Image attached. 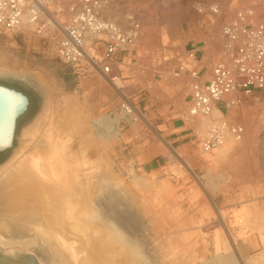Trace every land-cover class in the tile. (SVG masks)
Here are the masks:
<instances>
[{
	"label": "rangeland",
	"instance_id": "obj_1",
	"mask_svg": "<svg viewBox=\"0 0 264 264\" xmlns=\"http://www.w3.org/2000/svg\"><path fill=\"white\" fill-rule=\"evenodd\" d=\"M196 1H139L143 32L132 53L133 61L126 62L119 71L114 69L120 77L116 88V81L98 74L75 73L73 68L54 59L50 50L36 39L29 40V44L20 35L0 32V59L17 70L9 75L0 74V81L30 95V106L18 120L14 153L21 147L23 130L37 120L47 105L50 110L44 124L28 138L29 144L25 142L21 151L28 163L32 164V151H48L47 129H51L48 145L59 138L71 144L82 133L81 139H101L95 152L89 151L87 139L83 144L77 141L73 150L83 153L87 148L84 156L112 177L113 194L99 193L95 203L97 216L91 219L94 222L89 215L87 218L90 208H86L83 219H74L77 223L72 219L70 223L81 229L82 225L90 227L95 223V227H90L94 232L102 233L107 227L106 231L111 230L116 237L119 234L115 229L122 223L119 220L126 219L128 223L120 227L129 250L118 246L119 252L129 259L127 264H219L220 257L230 256L235 264H264V133L260 134L264 132V93L246 98L233 113L234 121L245 127L244 138L240 142L228 141L230 146L226 142L224 148L229 149L221 153H201L200 144L207 128L203 124L204 128L199 127L196 134L195 120H182L185 131L176 142L173 139L177 135H166L165 128L160 126L166 118L171 122L181 116L173 109L184 104L187 84L181 79L189 81V76L176 77L175 73L185 45L201 43L207 36L208 27L202 26L197 21L199 16L193 13ZM224 1L230 9L253 3L257 18L264 20V0H241L243 4ZM189 16L192 19L186 21ZM214 43L217 45L215 36ZM125 97L140 117L125 112ZM163 110H167V115L161 113ZM72 111L78 114L79 122L68 128L67 115ZM109 120L113 121L114 134L108 135L104 125ZM65 127L68 129L64 130ZM161 143H168L170 150ZM80 144L85 145L80 149ZM106 144L108 147H104ZM88 228H84V233L91 235ZM40 262L44 264L42 259Z\"/></svg>",
	"mask_w": 264,
	"mask_h": 264
},
{
	"label": "built area",
	"instance_id": "obj_2",
	"mask_svg": "<svg viewBox=\"0 0 264 264\" xmlns=\"http://www.w3.org/2000/svg\"><path fill=\"white\" fill-rule=\"evenodd\" d=\"M139 1L0 0V32L20 35L24 43L40 41L54 59L80 76L98 74L116 81L120 77L114 69L119 71L133 61L132 53L143 32ZM224 2H194L193 13L208 27L207 36L201 43L185 45L175 73L176 77L189 76L185 120L196 121V134L199 127L206 126L200 144L204 154L227 141L243 140L245 127L234 121L233 113L246 98L264 93V20L257 18L253 3L230 9ZM204 55L212 59L208 72L194 66ZM122 108L133 113L125 104Z\"/></svg>",
	"mask_w": 264,
	"mask_h": 264
},
{
	"label": "bare ground",
	"instance_id": "obj_3",
	"mask_svg": "<svg viewBox=\"0 0 264 264\" xmlns=\"http://www.w3.org/2000/svg\"><path fill=\"white\" fill-rule=\"evenodd\" d=\"M183 29H185V27ZM186 38H188L187 35ZM13 70H16L15 67H9L3 59H0V74L9 75L15 72ZM114 83L115 84L113 85V87L115 86L116 88V85L120 84V79L116 80V82ZM124 101V104L128 108V110L130 112H134V114L140 117L138 110L130 103V101L126 99V97ZM49 110L50 106L47 105L44 109V112H42V114L38 116L37 120L34 121V123L28 126L25 130H23V140L21 143V147L15 153L16 159L13 165L11 166L10 170L0 173L1 241L10 246H18L19 248H21L20 250L25 249L29 252L31 251L30 248H32L33 246H37L38 248H41L45 254L49 255V264H127V261H129V259L127 257H124L122 252H119L121 251V249H119V246H123L124 248L128 249L126 245L127 243L124 240V230L122 231L120 227L121 225L128 223L126 222L127 220H119L123 224L120 223L121 225L117 226V229H115L119 234L116 237L112 235V233L110 232L111 230H107L111 233V235L106 231L107 227L105 228V230L103 228L101 229H103L104 232L106 231L108 234L106 232L104 233L103 231L102 233L94 232V230H92L90 227L95 223L93 224L89 222L92 217L94 218L97 216L95 203L98 197H100L99 193L101 192V194H103L104 192H109V196H112L114 189L112 187L114 181L109 174L102 171L99 167L97 168L95 166L96 163H94V160L90 161L86 154L84 156L83 153L85 152V150H87L86 147V149L83 150V153H80L79 151L78 153L73 150L74 145L76 146L78 142H82L83 144L84 139H87L89 143L87 145L89 146H86L89 148V151L91 153L93 151L95 152V150L98 149V146L101 145L99 143L101 139L97 140L95 137L88 138L86 136V138L81 139L80 136L83 135L82 133V135L80 136L76 134L78 137L75 136L71 144H67V142L65 143V140L59 138L60 140L56 139L57 141H53L48 145L47 138L49 132H51V129H47V131L45 132V142L48 146V151L47 149H36L32 151V164L28 163L24 158H22L21 151L24 148V143L29 140V137H32L33 134H35L41 128V126L44 124L43 121L47 116ZM215 113L217 114L218 112ZM69 114L67 115L68 119L66 123L68 124V128L71 124H76L79 122L78 114L76 113V111H72ZM118 120L119 117L115 122L117 123ZM56 126L55 130L58 129V125ZM104 126H106V133H108V135L110 133L114 134L113 121L109 120V122H106ZM65 129L66 127L64 128V130ZM60 131L61 130H59V132ZM79 133H81V130L79 131ZM262 133L264 132L262 131L260 134ZM50 137L51 136L49 134V139ZM103 142L105 143V141ZM230 142L227 141V146H230L228 145L230 144ZM27 144H29V142ZM82 144L78 145L80 146V149ZM104 147H108V145ZM165 147L167 150H170L168 143H165V146L163 148ZM224 149L227 148H224L223 145L216 150L221 153ZM172 156L175 158L174 154ZM185 166L188 169L190 168L188 165ZM86 208H90V213L86 210ZM86 213L87 218H89V216L91 217L88 220L89 223L87 222L88 224L91 223L90 227L89 225H82L83 228L81 229L77 228L76 224L70 223L72 219H83ZM73 220L72 222L77 223L76 220ZM80 222L81 221H79V223ZM79 223L77 225H80ZM82 223L85 222L82 221ZM71 226H76V229H73V227ZM84 228H88L86 230L88 232L89 230L92 231V234L90 235L87 232L85 234ZM71 229H73V231ZM156 229L160 230L159 224H156ZM95 231H97L96 228ZM75 238L78 239L77 241L79 243L74 240ZM71 239L73 240V242ZM74 241L77 245H74ZM80 254L82 255L79 256ZM132 255L134 256L135 253L133 252ZM129 256L130 255H128V257ZM19 258L21 259V257L14 255L13 260H20ZM134 258H136V256ZM219 260L221 261V263L219 264H235L234 259L231 256L223 258L220 257Z\"/></svg>",
	"mask_w": 264,
	"mask_h": 264
},
{
	"label": "water",
	"instance_id": "obj_4",
	"mask_svg": "<svg viewBox=\"0 0 264 264\" xmlns=\"http://www.w3.org/2000/svg\"><path fill=\"white\" fill-rule=\"evenodd\" d=\"M30 106L29 97L21 91L0 84V152H6L5 159L0 163V173L10 170L16 155L13 147L16 139L18 120ZM7 248H11L7 250ZM5 244L0 239V264H49V255L41 248L33 246L32 253ZM19 256L20 260H13Z\"/></svg>",
	"mask_w": 264,
	"mask_h": 264
},
{
	"label": "crops",
	"instance_id": "obj_5",
	"mask_svg": "<svg viewBox=\"0 0 264 264\" xmlns=\"http://www.w3.org/2000/svg\"><path fill=\"white\" fill-rule=\"evenodd\" d=\"M211 63H212V59L211 58H208V56H205L204 55V57H202L199 61H197L196 63H194L195 64L194 66H196L197 69H199L200 71L203 70V71H207L208 72L209 69H210ZM184 81L187 84L186 85V93H187L186 94V97H187V95L189 94V82H188V79H186V78L183 79L182 78L181 79V82H184ZM186 97L184 99V104L183 103H179V105L176 106L173 109L175 112L180 113L181 116L179 117V119L172 120L170 122V121H168L169 119L166 118V120H164V122H162V124L160 125V126H163L165 128L164 130H166V133H165L166 135H169V136L177 135L176 139H173V142H176L178 140V138H180V137L183 138V135H181L179 137H178V135L179 134H182L183 130L185 131V129L182 126V124H183L182 123V120L184 121L185 118H186L185 116H187V103L185 101L186 100ZM161 113L164 114V115H167V110H163V111H161ZM186 134H188V133H185V137H187ZM152 151H153V149H152ZM147 153H149V152L147 151Z\"/></svg>",
	"mask_w": 264,
	"mask_h": 264
},
{
	"label": "trees",
	"instance_id": "obj_6",
	"mask_svg": "<svg viewBox=\"0 0 264 264\" xmlns=\"http://www.w3.org/2000/svg\"><path fill=\"white\" fill-rule=\"evenodd\" d=\"M11 86L15 87L14 85ZM19 90L23 91L26 95H28V97H30V95L25 90L23 89H19ZM5 157H6V152H0V163L5 159Z\"/></svg>",
	"mask_w": 264,
	"mask_h": 264
},
{
	"label": "flooded vegetation",
	"instance_id": "obj_7",
	"mask_svg": "<svg viewBox=\"0 0 264 264\" xmlns=\"http://www.w3.org/2000/svg\"><path fill=\"white\" fill-rule=\"evenodd\" d=\"M0 84H1V85H4V86H7V87H10V88H14V89H16V90H18V91H21V90L17 89L16 87L11 86L8 82L0 81ZM21 92H23V91H21ZM23 93H24V92H23ZM24 94H25V93H24Z\"/></svg>",
	"mask_w": 264,
	"mask_h": 264
}]
</instances>
